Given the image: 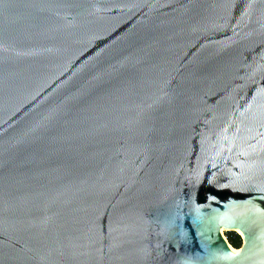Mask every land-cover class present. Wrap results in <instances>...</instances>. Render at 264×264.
Wrapping results in <instances>:
<instances>
[{
	"label": "water",
	"instance_id": "1",
	"mask_svg": "<svg viewBox=\"0 0 264 264\" xmlns=\"http://www.w3.org/2000/svg\"><path fill=\"white\" fill-rule=\"evenodd\" d=\"M0 264H264V0H0Z\"/></svg>",
	"mask_w": 264,
	"mask_h": 264
},
{
	"label": "trees",
	"instance_id": "2",
	"mask_svg": "<svg viewBox=\"0 0 264 264\" xmlns=\"http://www.w3.org/2000/svg\"><path fill=\"white\" fill-rule=\"evenodd\" d=\"M228 240L234 248H239V246L241 245V238L238 234L235 233V231L230 232Z\"/></svg>",
	"mask_w": 264,
	"mask_h": 264
},
{
	"label": "rangeland",
	"instance_id": "3",
	"mask_svg": "<svg viewBox=\"0 0 264 264\" xmlns=\"http://www.w3.org/2000/svg\"><path fill=\"white\" fill-rule=\"evenodd\" d=\"M235 233L238 234V235L240 236V233H239L237 230L235 231ZM224 234H225V237L228 239L229 236H230V232H228V231H224Z\"/></svg>",
	"mask_w": 264,
	"mask_h": 264
},
{
	"label": "bare ground",
	"instance_id": "4",
	"mask_svg": "<svg viewBox=\"0 0 264 264\" xmlns=\"http://www.w3.org/2000/svg\"><path fill=\"white\" fill-rule=\"evenodd\" d=\"M224 231H225V230H223L222 233H223V236L225 237ZM238 232H239V231H238ZM239 233H240V232H239ZM231 249H232V251H236V248H234L233 246H231Z\"/></svg>",
	"mask_w": 264,
	"mask_h": 264
}]
</instances>
